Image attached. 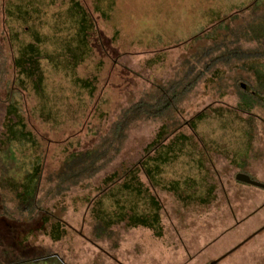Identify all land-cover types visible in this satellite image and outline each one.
<instances>
[{
	"label": "rangeland",
	"instance_id": "obj_1",
	"mask_svg": "<svg viewBox=\"0 0 264 264\" xmlns=\"http://www.w3.org/2000/svg\"><path fill=\"white\" fill-rule=\"evenodd\" d=\"M252 1L0 0V97L8 98L0 104V191L33 196L46 161L53 169L68 150L87 142L92 136L90 123L99 124L100 117L102 128L110 127L121 111L143 95L149 77L167 78L175 71L176 54L201 48L197 44L200 39L192 41L193 37ZM215 31H209L207 37L213 38ZM260 72L261 81L255 87L258 92L264 90V71ZM206 83L197 85L181 103L184 120L213 103L214 91ZM225 90L230 88H219L218 98L232 105H212L189 125L176 132L165 128L157 137L155 144L162 146L157 145V156L149 163L171 161V169L164 170L167 189L198 187L199 195L206 193L207 181L198 168L202 152L196 147L200 144L206 145L210 154H224L232 167L245 170L258 163L260 176H264V128L257 116L262 106L252 104L257 97L251 103L248 99L237 103L234 96L223 95ZM161 122L140 121L130 131L114 167L122 160L140 157ZM192 152L196 164L190 160ZM191 170L194 173L189 174ZM188 174H195L197 182ZM123 193L127 196L119 216L136 203L133 191L131 195L130 191ZM246 193L252 202L260 201L252 189ZM245 200L241 199L248 205ZM212 204L183 209L188 213L185 225L191 230L195 226V235H199L197 229L204 228L201 225L216 222ZM255 217L248 226L264 219V209ZM190 239L196 240V236ZM254 246L252 243L237 252L232 260L239 262Z\"/></svg>",
	"mask_w": 264,
	"mask_h": 264
},
{
	"label": "flooded vegetation",
	"instance_id": "obj_2",
	"mask_svg": "<svg viewBox=\"0 0 264 264\" xmlns=\"http://www.w3.org/2000/svg\"><path fill=\"white\" fill-rule=\"evenodd\" d=\"M212 29L216 34L209 38ZM196 39L201 48L175 55L174 75L170 72L161 80L158 75L149 77L143 95L110 127L104 130L100 117L99 124L90 123L92 136L87 142L68 150L53 169L46 161L33 196L0 191V264H264V219L248 226L264 209V176L258 163L245 170L232 167L224 154H210L206 145H198L202 152L198 168L208 185L204 195H199L198 187L167 189L164 170L171 169V161L149 163L162 146L155 141L163 129L176 132L212 105H232L220 101V87H229L223 95L234 96L237 103L246 99L251 103L257 97L252 104L262 106L257 116L264 128V90L255 88L264 71V0H253L211 22L191 40ZM203 82L211 85L215 99L184 120L180 105ZM7 99L0 97V104ZM145 119L162 122L140 157L114 167L130 131ZM189 174L197 182L195 174ZM246 189L258 194L260 201L247 198ZM125 191L135 193L136 203L119 216ZM210 202L217 211L216 222L201 225L197 236L195 226L191 230L185 225L184 210ZM252 243L254 248L239 262L232 260Z\"/></svg>",
	"mask_w": 264,
	"mask_h": 264
}]
</instances>
